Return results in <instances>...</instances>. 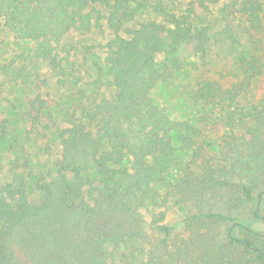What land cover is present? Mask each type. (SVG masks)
I'll use <instances>...</instances> for the list:
<instances>
[{
    "label": "trees",
    "instance_id": "obj_1",
    "mask_svg": "<svg viewBox=\"0 0 264 264\" xmlns=\"http://www.w3.org/2000/svg\"><path fill=\"white\" fill-rule=\"evenodd\" d=\"M225 2L260 23L264 0H0L3 31L32 44L0 66L15 85L35 88L18 117L28 136L52 131L61 147L56 178L33 183L37 203L23 177H0V264H23V255L28 264H107L106 248L128 239L147 246L139 264H264V98L246 101L245 92L201 80L195 118L179 121L151 97L180 68L178 48L203 40L192 19ZM101 20L112 37L87 85L110 97L97 101L61 43ZM162 54L167 61L157 63ZM41 64L79 100L65 128L50 114ZM241 66L256 77V65ZM9 125L0 111V141ZM171 210L182 212L179 234L166 223Z\"/></svg>",
    "mask_w": 264,
    "mask_h": 264
},
{
    "label": "rangeland",
    "instance_id": "obj_2",
    "mask_svg": "<svg viewBox=\"0 0 264 264\" xmlns=\"http://www.w3.org/2000/svg\"><path fill=\"white\" fill-rule=\"evenodd\" d=\"M94 9L103 17L107 15L101 6ZM139 18V17H138ZM260 23L255 26L241 15L238 9L229 7L228 2L213 7L209 13H197L192 19L194 34L203 31L201 42L191 39L182 44L174 55V60L180 68L172 70L169 77L156 84L151 97L159 109L169 118L179 121H192L196 105L193 92L201 80L215 81L222 88L231 92H245V100L256 98V103L264 98V6L260 14ZM137 21V20H136ZM133 24H129L131 26ZM193 35V34H192ZM112 37L107 29L105 20L96 23L90 32L80 33L70 31L63 39L61 45L71 49L70 61L79 65L83 77L82 88L95 100L109 98V90L99 92L92 90L87 83L98 78L97 68L103 67L105 45ZM31 43L14 39L13 35L3 31L0 25V66L8 63L16 54L27 52ZM157 63H165V55L156 57ZM256 65V77L253 74L244 76L242 66ZM39 70L47 80L42 88L55 101L50 110L56 126L67 127L62 118L73 103L79 100L65 85L57 82V78L45 65L41 64ZM105 81L104 77H101ZM91 88V89H90ZM35 88L28 90L23 86L15 85L10 76L0 71V111L10 119L7 136L0 141V177L2 182L9 181L14 175L23 177L27 183L28 196L33 203L39 202L41 195L34 188L33 183L41 175L50 181L57 176L56 161L59 159L61 147L56 136L51 132H39L38 135L28 136L26 126L18 113L24 110L22 99L34 93ZM78 100V101H77ZM11 105L18 107L11 109ZM49 148V151L46 150ZM182 212L171 210L166 223L174 226V232L181 231ZM27 232H21L26 235ZM147 246L140 239H128L125 244L118 247H107V264H139L146 260L142 249ZM23 264H28L23 255Z\"/></svg>",
    "mask_w": 264,
    "mask_h": 264
}]
</instances>
